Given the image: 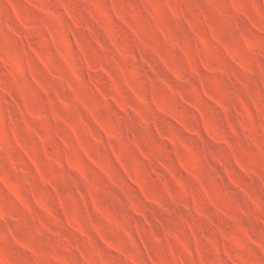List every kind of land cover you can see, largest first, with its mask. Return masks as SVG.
Wrapping results in <instances>:
<instances>
[{
    "label": "clouds",
    "instance_id": "obj_1",
    "mask_svg": "<svg viewBox=\"0 0 264 264\" xmlns=\"http://www.w3.org/2000/svg\"><path fill=\"white\" fill-rule=\"evenodd\" d=\"M0 264H264V0H0Z\"/></svg>",
    "mask_w": 264,
    "mask_h": 264
}]
</instances>
